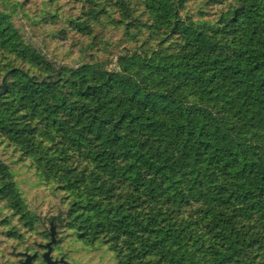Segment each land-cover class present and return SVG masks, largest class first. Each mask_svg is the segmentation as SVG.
Segmentation results:
<instances>
[{"label":"trees","instance_id":"16d2710c","mask_svg":"<svg viewBox=\"0 0 264 264\" xmlns=\"http://www.w3.org/2000/svg\"><path fill=\"white\" fill-rule=\"evenodd\" d=\"M78 2L0 0L11 161L41 162L22 168L71 196L93 240L136 243L124 247L140 264H264V0H233L214 21L186 0ZM63 13L93 39L76 71ZM102 19L131 46L114 69ZM29 25L52 35L46 54Z\"/></svg>","mask_w":264,"mask_h":264},{"label":"flooded vegetation","instance_id":"af4514ba","mask_svg":"<svg viewBox=\"0 0 264 264\" xmlns=\"http://www.w3.org/2000/svg\"><path fill=\"white\" fill-rule=\"evenodd\" d=\"M22 171L0 161V264H140L128 256L137 248H119L110 256L107 241L90 239L93 233L77 225L82 219L72 201L59 198L57 188L38 178L29 177L32 180L26 183L19 178ZM35 202L41 210L51 208L46 223L34 211Z\"/></svg>","mask_w":264,"mask_h":264},{"label":"rangeland","instance_id":"374dc122","mask_svg":"<svg viewBox=\"0 0 264 264\" xmlns=\"http://www.w3.org/2000/svg\"><path fill=\"white\" fill-rule=\"evenodd\" d=\"M52 2L59 8V9H67L70 6H75L79 4L78 0H52ZM89 0H86V3L88 4ZM233 4V0H186V12L195 20H210L214 21L217 17H219L223 12H226L230 10L231 6ZM16 22L20 24L21 16L20 14H17L16 16ZM87 20V18H85ZM63 25L65 29L69 32L66 33L67 38L71 37L70 42L68 43V39L65 38L61 42L63 47L60 49V52L63 50H72L74 52L73 57L71 59L70 68H78L80 65L84 62V54L87 49V46L90 42L93 41L92 38L84 37L82 34L75 31L73 25H72V17L65 15L63 13V19H62ZM88 24H91V22L88 20ZM106 20L102 19V24H93L94 28V35L96 36L95 40L100 41V44L102 46V56L101 61L107 66L109 69H114L116 67L117 59L121 55H125L130 52L131 46L127 43L124 33L121 29H118L114 27L113 25L110 26V29H105ZM26 39H28L31 43H33L37 48L41 49L46 54V44L49 38H51V34L47 32H42V34L34 35L32 32V26L29 25L27 28L23 29ZM81 49V51H80ZM59 52V53H60ZM60 58L58 60H55V62L62 63L63 54L60 53ZM52 59V58H51ZM77 70V69H76ZM12 71V70H11ZM11 71L6 72L0 79V93L9 89V78L10 75L7 76V74ZM7 76V77H6ZM7 112L9 114L8 117H0V161H7L12 163L14 165L15 169L23 170L25 173L19 174L23 181L30 182L32 180L31 174H33L30 170L26 171V169H23L22 166L24 165H31V164H41V162H27V160H21V161H11L10 159V151L15 148L11 145V135L10 133L3 131V128L6 126H9L10 122V104L5 103L4 105V112L0 113L3 114ZM31 123L29 125L28 129L31 133V138H35V135L33 133V128H36V119L33 117L32 121H27L26 124ZM25 124V125H26ZM52 142V141H49ZM52 147V144L48 146V149ZM16 149V148H15ZM17 151V149H16ZM58 162H54L53 164H57ZM42 164H48L45 162H42ZM22 171V172H23ZM30 175H29V174ZM50 189V188H49ZM58 191V189H57ZM59 198H62L67 202L68 200L73 201L70 195H63L61 193L58 194ZM34 204V211L43 218L44 222H47V219L49 216H51V208L47 209H40L39 205ZM39 204L41 202H38ZM64 208H67V205L63 203ZM63 208V209H64ZM74 208V207H73ZM59 210H62V207H59ZM66 210V209H64ZM56 209V213H57ZM55 213V214H56ZM80 214V212H78ZM64 217L61 218V220ZM80 218V217H79ZM57 219V223H58ZM104 235V234H103ZM100 235V239H97V241H103L102 236ZM94 238L96 239L98 237V233L95 231L93 234ZM93 239V237H92ZM124 243V241H118ZM109 249L110 256L115 255V251L119 248H125L124 245H119L117 242L113 241H107ZM111 247V249H110ZM102 263V262H101Z\"/></svg>","mask_w":264,"mask_h":264},{"label":"water","instance_id":"95a60500","mask_svg":"<svg viewBox=\"0 0 264 264\" xmlns=\"http://www.w3.org/2000/svg\"><path fill=\"white\" fill-rule=\"evenodd\" d=\"M73 71H76V69L77 68H71ZM13 71H11V72H9L8 74H7V76H9V74H11ZM59 75H60V71L58 70V72L56 73V74H54V75H52V76H49V77H45V78H43L42 80H41V82H45L46 80H48V79H50V80H53V79H55V82H57L58 80V77H59ZM6 76V77H7ZM6 91V90H5ZM5 91H3V92H1L0 93V95H3L4 93H5Z\"/></svg>","mask_w":264,"mask_h":264}]
</instances>
